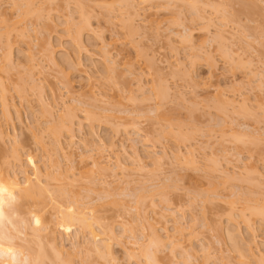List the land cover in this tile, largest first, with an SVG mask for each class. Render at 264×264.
Wrapping results in <instances>:
<instances>
[{"label": "rangeland", "instance_id": "rangeland-1", "mask_svg": "<svg viewBox=\"0 0 264 264\" xmlns=\"http://www.w3.org/2000/svg\"><path fill=\"white\" fill-rule=\"evenodd\" d=\"M178 1L0 0V264H146L155 232L156 264H264V0ZM232 204L247 259L215 227Z\"/></svg>", "mask_w": 264, "mask_h": 264}, {"label": "bare ground", "instance_id": "bare-ground-1", "mask_svg": "<svg viewBox=\"0 0 264 264\" xmlns=\"http://www.w3.org/2000/svg\"><path fill=\"white\" fill-rule=\"evenodd\" d=\"M148 1H149V0H148ZM159 1H166V0H159ZM167 1H168V0H167ZM170 1H171V0H169V3H170ZM172 1H173L174 3H175L176 1H177V2H180V1H178V0H176V1H175V0H172ZM27 2H28V1H27ZM173 2H171L170 4H172ZM167 3H168V2H167ZM130 4H131V3H128L127 6H129ZM14 5H15V4H14ZM79 6H81V4H79ZM130 6H131V5H130ZM22 7H24V6H22ZM81 9H82V7H81ZM84 10H86V8H85ZM28 13H29V12H28ZM82 13H83V12L81 11V15H82ZM86 14H87V13H86ZM27 16H29V15H27ZM82 18H84V17H82ZM84 21H85V20H84ZM87 21H88V20H87ZM68 22H69V21H68ZM80 23H81V22H80ZM85 23H87V22H84V24H85ZM79 25H80V24H79ZM85 25H87V24H85ZM77 26H78V25H77ZM85 27H88V26H85ZM81 28H82V26H81ZM78 29H80L79 26H78ZM132 29H133V28H132ZM132 29H131V30H132ZM81 30H82V29H81ZM81 30H80V31H81ZM80 31H78L77 39H78L79 37H81V36H79V35L81 34ZM186 35H187V34H186ZM191 35H192V33H190V34L187 36V38H191ZM78 36H79V37H78ZM8 37H9V36H8ZM48 37H50V36H48ZM184 37H185V36H184ZM50 38H51V37H50ZM7 39H8V38H7ZM48 39H49V38H48ZM75 39H76V38H75ZM80 39L82 40V38H80ZM80 39H79V41H78L79 43L81 42ZM185 39H186V38H185ZM188 40H190V39H188ZM188 40H187V41H188ZM75 41H76V40H75ZM187 41H185V42H187ZM10 42H11V41H10ZM10 42L7 40V41H6V44H4V45H5V49H4V50H5V58H6V60H7L8 62H12V61H11V59H12V54H11V53H12V49H13V48H12V43H11V45H10ZM51 42H52V41H51ZM51 42L48 40V44H49V46L52 47ZM190 42H191V41H190ZM78 46H79V45H78ZM80 47H81V44H80ZM81 48H83V47H81ZM83 50H85V49H83ZM225 50H226V49H225ZM85 51H87V50H85ZM48 57H49V56H48ZM61 57L64 58L65 55H62V56L60 55V57H59L60 60H62ZM59 58H58V59H59ZM67 58H68V57L66 56V60H65V61H64V59H63V61L66 62V63H68L67 61H69ZM69 58H70V57H69ZM52 60H53V61H52ZM52 60H50V61H52V63L54 64V66H55V65H56V66L60 65V64L57 62V58H56V59H52ZM60 60H59V61H60ZM63 61H62V62H63ZM70 61L72 62V60H70ZM60 62H61V61H60ZM71 62H70V63H71ZM110 62H111V61H110ZM110 62H109V63H110ZM239 62H240V61H239ZM240 63H241V62H240ZM68 64H69V63H68ZM73 64H74V63H73ZM110 64H111V63H110ZM112 64L114 65V62H113V61H112ZM69 65H70V64H69ZM75 65H76V64H75ZM111 66H112V65H111ZM9 67H10V66H9ZM79 67H80V66H79ZM10 69H11V68H10ZM13 69H15V68H13ZM110 69H112V68H110ZM5 70H6V69H5ZM16 71H17V70H16ZM115 71H116V70H115ZM109 72H110V71H109ZM63 74H64V73H63ZM260 75H261V74H260ZM260 75H259V77H260ZM25 76H26V75H25ZM109 77H110V76H109ZM25 78H26V77H25ZM26 79H27V78H26ZM22 80H23V79H22ZM162 83H164V81H163ZM162 83H161V84H162ZM23 84H24V83H23ZM166 84H167V83H166ZM166 84L164 83L163 85H166ZM2 86H3V85H2ZM20 86L23 87V85H20ZM167 86H168V85H166V87H167ZM18 87H19V86H18ZM22 87H20L21 90H22ZM157 87H158V86H157ZM161 87H162V86H161ZM4 88H5V87H4ZM4 88H3V89H4ZM27 88H28V86H27ZM153 88H154V87H153ZM5 89H6V88H5ZM23 89H24V88H23ZM139 89H140V88L138 87V90H139ZM142 89H143V88H142ZM167 89H169V88H167ZM167 89H166V90H167ZM21 90H20V91H21ZM40 90H41V89H40ZM140 90H141V89H140ZM166 90H165V88H164V89H163V88H162V89H159V87H158L157 91H155V93H156V94L158 93L157 95H158L159 97H161V98H159L156 94H154V93H153V94L156 95L159 99H164V98L166 97V95H167V91H168V90H167V91H166ZM16 91H17V90H16ZM20 91H19V92H20ZM23 91H25V90H23ZM153 91H154V90H153ZM4 93H6V92H4ZM21 93H22V92H21ZM21 93H20V95H21ZM4 96H5V95H4ZM43 98H44V97H43ZM43 98H42V99H43ZM154 98H155V97H154ZM44 101H45V100H44ZM47 103H48V102H47ZM44 104H46V103H44ZM4 105H5V103H4ZM73 106H74V105H73ZM78 106H79V105H78ZM78 106H77V107H78ZM5 107H6L7 110H8V107H7V106H4V108H5ZM71 107H72V106H68V107L66 108L65 111L67 112V114H64L65 116H64L63 118H62V116L60 117V120H63V119H64V120L62 121V124H61V122H60V124H59V125H63V122H64V121H65V123L67 124V122H68L69 119H67V118H65V117H66V116L69 117V118L71 117V118H70L71 120H69L70 123L68 122L67 125L65 124V126H63V129H65V130L67 131L66 133H68L69 135H70V134H71V135L73 134V133H69V132H72V129H73L74 125H75V122L73 121V120L75 119V117H73V119H72V114H71V113L74 112V110L76 109V108H75L76 106H75V107H72V108H71ZM242 107H243V108L240 107V109H243V110H241V113H242V112H244V113L246 112V113H247V111H248V110H247V109H248V108H247V105L245 104V106L243 105ZM4 108H3V111H4ZM6 108H5V110H6ZM73 108H75V109L73 110ZM246 108H247V109H246ZM77 109H78V108H77ZM49 110H50V109H49ZM72 111H73V112H72ZM76 111H77V110H76ZM106 111H107V110H106ZM8 112H9V110H8ZM8 112H7V114H8ZM85 112H87V111H85ZM91 112H92V111H91ZM108 112H109V111H108ZM155 112H156V111H155ZM3 113H4V112H3ZM69 113H70V114H69ZM93 113H94V112H92V114H93ZM109 113H110V112H109ZM5 114H6V113H5ZM9 114H10V113H9ZM85 114H86V113H85ZM88 114H89V115H88ZM88 114H86V116H88V117H86L87 119H90V117H91V118H94V117H92V116H94V115H92L91 113H88ZM127 114H128V113H127ZM137 115L139 116L138 113H137ZM137 115H136V116H137ZM7 116H8V115H7ZM74 116H75V115H74ZM128 116H130V115L128 114ZM110 117H112V116H110ZM116 117H117V116H116ZM132 117H134L133 114H132ZM107 118H109V117H107ZM111 119H113V117H112ZM115 119H117V118H115ZM119 119H120V118H119ZM132 119H133V118H132ZM60 120H59V121H60ZM91 120H92V119H91ZM91 120H90V121H91ZM136 120H137V119H136ZM117 121H118V119H117ZM76 122H77V121H76ZM102 122H103V121H102ZM102 122H101V123H102ZM104 122L106 123L107 120H105ZM112 122H113V121H111V123H112ZM111 123L109 122L108 124L110 125ZM108 124H107V125H108ZM52 125H53V124H52ZM57 125H58V124H57ZM59 125H58V126H59ZM103 125H104V124H103ZM115 125H116V126H115ZM115 125H114L113 127H117V126H118L117 124H115ZM58 126H57V127H58ZM92 127H93V126H92ZM170 127H171V126H170ZM50 128H51V127H50ZM55 128H56V127H55ZM58 128H61V126L58 127ZM174 128H175V127H174ZM244 129H245V128H244ZM51 130H52V129H51ZM114 130H115V129H114ZM245 130H246V129H245ZM56 131L58 132V130H56ZM248 131H249V130H248ZM60 132H61V131H60ZM243 132H244V131H243ZM0 133H1V132H0ZM62 133H63V132H62ZM64 133H65V132H64ZM236 133H237V132H236ZM236 133H235V134H236ZM240 134H241V133H240ZM240 134H239V135H240ZM251 134H252V132H251ZM2 135H3V134L1 133L0 136H2ZM233 135H234V133H233ZM233 135H232V136H233ZM243 135H245V133L242 134L241 136H237V135H236V137H235V136L232 137V140H234V142H236V140H237V141H239V143L241 142V144H245V143H243V142L245 141ZM246 135H248V134H246ZM249 136L252 137V135H249ZM249 136H248V137L246 136V137L249 138ZM253 136H254V135H253ZM183 138H184V137H183ZM259 138H261V136H260ZM184 139H185V138H184ZM242 139H243V140H242ZM249 139H252V138H249ZM253 139H254L253 142H256V143L260 141V139H257L256 137L253 138ZM253 139H252V140H253ZM101 141H102V140H101ZM101 141H99V142L101 143ZM261 141H264V139L261 140ZM249 142L253 143L252 141H249ZM103 144H104V143H102L101 145H103ZM99 145H100V144H99ZM247 147H248V146H247ZM135 152H136V151H135ZM135 154H136V153H134V159H133V160H134L135 162H138V165H139V164L141 165V158H140V156H139V155H136V156H135ZM138 156H139V157H138ZM94 163H95V162H94ZM97 163H98V162H96L95 164H96L97 166H99ZM214 163H215V162H214ZM215 165H216V164H215ZM97 166H95V167H97ZM141 166H142V165H141ZM98 169H100V171H108V170L105 169L104 167H102V168H101V167H100V168L98 167ZM120 169H121V168H120ZM142 169H143V168H142ZM249 170H250V169H249ZM252 170H253V169H251V170L249 171L248 177H249V175H250V177H249L250 179L253 177L252 179L258 180V179H259L258 176H260V175L258 174L257 171H255V170L252 171ZM62 173H63V172H62ZM103 173H104V172H103ZM105 173H106V172H105ZM58 175H62L61 172H60ZM58 175H57V176H58ZM65 175H66V174H64V176H65ZM58 177H60V176H58ZM248 177H247V178H248ZM48 178H49V177H48ZM52 178H53V177H52ZM54 178H55V177H54ZM60 178H63V177H60ZM60 178H59V179H60ZM64 178H65V177H64ZM66 178H67V177H66ZM257 178H258V179H257ZM56 179H57V178H56ZM68 179H69V178H68ZM14 180H15V178H14ZM14 180L12 179V182H11L12 184H11V186H14V187H13L14 189H15V188L18 189V188H19V185H21V184H20V182L18 183L17 181H14ZM49 180H50V179H48V181H49ZM60 180H61V179H60ZM66 180H67V179H66ZM38 182H39V181H38ZM49 182L51 183V181H49ZM27 183H28V182H27ZM50 183H47V184H50ZM28 185H30V183H28ZM28 185H26V187H28V188H25V189H24V193H25V194L27 193L26 195L30 194V193H29V192H31L30 189L33 190V193L35 192V190L37 191L38 188L40 189L39 192L41 191V188L43 189V187H41V185H39V183L36 185V188H37V189H33V188L35 187L34 184H31V186H28ZM21 186H22V185H21ZM21 186H20V187H21ZM33 186H34V187H33ZM31 187H32V188H31ZM157 187H158V186H157ZM160 187H162V185H161ZM154 188H155V187H154ZM162 188H163V187H162ZM45 189H46V188H44V190H42V191H44V193H45V191H47V190H45ZM144 189H145V188H144ZM28 190H29V191H28ZM148 190H149V188H148ZM165 190H167V189H164V191H165ZM25 191H26V192H25ZM27 191H28V192H27ZM42 191H41V192H42ZM164 191H163V192H164ZM153 192H154V191H153ZM155 192H157V191H155ZM163 192L161 191L160 193H163ZM36 193H38V192H36ZM36 193H34V194H36ZM62 193L64 194V192H62ZM67 193H68V192H67ZM146 193H147V191H146ZM150 193H151V192H150ZM150 193H149V194H150ZM157 193H159V192H157ZM160 193H159V195H160ZM166 193H168V191H167ZM34 194H32V192H31V195H34ZM41 194H43V193H41ZM149 194H148V195H149ZM117 195H118V194H117ZM141 195H142V193L139 194V198H142V197H143V196H141ZM150 195H151V194H150ZM153 195L155 196V194H153ZM161 195H162V194H161ZM164 195H165V192H164ZM28 196H29V195H28ZM67 196H69V195H68V194H67V195L65 194V199H66ZM78 196H79L78 198H80V195H78ZM110 196H112V195H110ZM144 196L147 198L146 195H144ZM165 196H166V195H165ZM29 197H31V196H29ZM81 197H82V196H81ZM86 197H88V196H86ZM108 197H109V196H108ZM108 197H107V198H108ZM119 197H120V196H119ZM130 197H131V196H130ZM135 197L137 198L136 195H135ZM145 197H143V199H144ZM149 197H150V196H149ZM159 197H160V196H159ZM70 198H71V197H68V199H70ZM74 198H75V197H74ZM82 198H83V197H82ZM107 198L104 197V199H107ZM114 198H115V197H114ZM133 198H134V197H133ZM72 199H73V198H72ZM72 199H71V200H72ZM85 199H86V198H84V200H85ZM87 199H88V198H87ZM111 199H113V198H111ZM134 199H135V198H134ZM137 199H138V198H137ZM162 199H164V200L166 199V201H167V197H166V198L162 197ZM71 200H70L69 202H71ZM102 200H103V198H102ZM102 200L99 199L98 201H102ZM107 200H108V199H107ZM138 200H142V199H138ZM138 200L136 201V199H135V201H136L135 203H137ZM144 200H145V199H144ZM144 200H142V201H144ZM164 200H163V201H164ZM85 201H86V200H85ZM103 201H104V200H103ZM142 201H141V202H142ZM247 201H249V200H247ZM66 202H67V201H66ZM69 202H68V203H69ZM72 202H74V200H73ZM75 202H76V201H75ZM78 202H79V201H78ZM78 202H77V203H78ZM81 202H82V201H81ZM104 202H105V201H104ZM141 202H140V203H141ZM245 202H246V201H245ZM250 202H251V200H250ZM250 202H248V203H250ZM252 202H253V201H252ZM256 202H257V201H256ZM256 202H255V203H256ZM261 202H262V201H261ZM77 203H75V204H77ZM143 203H144V202H143ZM152 203H154V201H153ZM166 203H167V202H166ZM255 203H254V204H255ZM78 204H81V203H78ZM88 204H89V203H88ZM99 204H100V203H99ZM154 204H155V203H154ZM154 204H152V205H154ZM167 204H168V203H167ZM257 204H258V203H257ZM69 205H71L72 208L75 207V211H76V213L73 212V214L75 213V214L78 215V216H77L78 218L76 217V219H78L79 221H81V224L85 223V222H84V219H85L86 223H88V224H89V222H91V220H88V221H87V215L84 216V217H85L84 219H83V218H81L82 220L79 219L80 217H83L84 212L87 213V212L84 210V208H83V210L81 209L82 207H81V208H78V209H77L78 212H77V210H76V205H74V203H73V204H69ZM72 205H73L74 207H73ZM90 205H91V204H90ZM136 205H137V204H136ZM245 205H246V204H245ZM247 205H248V204H247ZM78 206H80V205H78ZM78 206H77V207H78ZM84 206H85V205H84ZM100 206H101V205H100ZM253 206H254V205H253ZM65 207H66V206H65ZM65 207H64V208H65ZM86 207H89V206L87 205ZM90 207H91V206H90ZM90 207H89V208H90ZM151 207H154V206H151ZM155 207H156V205H155ZM170 207H171V205H170ZM249 207H250V206H249ZM251 207H252V206H251ZM251 207H250V209H251ZM92 208H93V207H92ZM167 208H168V206H167ZM178 208H179V207H178ZM245 208H246V211H247V212L250 211V209L248 208V206L242 208L241 210H235V209H237V208L234 207V205L232 204V206H231V208H230V211H229V213H228V216H226V218H228V219H225L224 221H221V222H220V220H219V222H218V223H219V224H218L219 227H218V226H215V227L217 228V230H218L221 226H223V227H221V228H222V230H221V231H222V234H221V235H222L224 241H226V243H227L228 245H230L231 248H233V251H236L237 254H239L238 257H239L240 259H245L246 257L248 258L249 255H250V253H248V252L252 251V249H251V248H248V247H250V246H248V245H249V241L245 240V238H244L243 240H240L241 238L239 239V236L235 233V232L237 231V229H236L237 226H236L235 229H232V226L235 225V224H233V223L236 221L235 219H237V221H238V218H237L238 214H240L239 216H241L242 219L245 218L244 214L246 215L247 212L244 213V214L242 213V212H245ZM253 208H254V207H253ZM256 208H257V207H255L254 209H256ZM259 208H260V207H259ZM66 209H67V208H66ZM79 209H81V211H80V215H81V213L83 214V215H81V216L79 215ZM86 209H87V208H86ZM90 209H91V208H90ZM254 209H253L252 211H250L249 213H251V214H252V213L257 214V217H258V216L261 217V218L263 219L262 221L264 222V208L258 209V211H256V210H257V209H256L255 211H256L257 213H255ZM67 210H70V211H71V209H69V208H68ZM93 210H94V208H93ZM95 210H96V209H95ZM172 210H173V209H172ZM63 211H64V210H63ZM82 211H83V212H82ZM163 211H165L164 208L162 209V212H160V213L163 214ZM166 211H167V210H166ZM238 211H239V212H238ZM241 211H242V212H241ZM253 211H254V212H253ZM61 212H62V210H61ZM68 212H69V211H68ZM68 212H65V211H64V213H68ZM90 212H93V211H90ZM167 212H168V214L165 215L166 212H164V213H165L164 215H165V216H169V214H170V216H169L168 218H170L171 216L175 215V214H173L174 212H172V215H171V211L169 212V210H168ZM236 212H238V214H237ZM64 213H63V215H66V214H64ZM73 214H72V215H73ZM75 214H74V215H75ZM241 214H243V216H242ZM251 214H249V215H251ZM254 214H252L251 216H254ZM74 215H73V216H74ZM164 215H163V216H164ZM226 215H227V214H226ZM163 216H162V217H163ZM165 216H164V218H165ZM246 216H247V215H246ZM251 216H250V217H251ZM255 216H256V215H255ZM67 217H68V218H67ZM69 217H71L70 214H68V216H66V220L68 219V220H70V221H68V222H72L71 220L73 219V217H71L72 219L69 218ZM241 217H240V219H241ZM243 217H244V218H243ZM62 218H63V217H62ZM74 218H75V217H74ZM171 218H174V217H171ZM246 218H247V217H246ZM246 218L244 219L245 221L242 220V219H241V220L244 221V223H246V221H247ZM248 218H249V217H248ZM64 219H65V218H64ZM220 219H221V218H220ZM222 220H223V219H222ZM233 221H234V222H233ZM65 222H66V221H65ZM68 222H67V223H68ZM82 222H83V223H82ZM176 222H177V220H176ZM240 222H241V221H240ZM86 223H85V228H86V227H91V226H90L91 223H90V225H88V224H86ZM178 223H179V222H178ZM220 223H222L221 226H220ZM238 223H239V222H238ZM242 223H243V222H242ZM69 224H70V223H69ZM246 224L249 226V225H250V222H249V223L247 222ZM246 224H245V225H246ZM175 225H177V224H175ZM236 225H237V223H236ZM179 226H180V225H179ZM83 227H84V224H83ZM111 227H112V226H111ZM111 227H110V228H111ZM182 227H183V226H182ZM221 228H220V229H221ZM249 228H251V227H249ZM105 230H106V229H105ZM107 230H109V229H107ZM177 230H178V229H177ZM112 231L114 232L113 227H112V230L110 229V231L108 232L109 234H107V236H109L110 233H111V235L114 236V233H115V232L113 233ZM154 232H155V231H154ZM154 232H153V233H154ZM104 233L106 234L107 231H105ZM155 233H156V235H155ZM155 233H154V236H152L153 239L151 238L153 241L151 240V243H150V244H151L150 247L153 246V245H155V247H152V248H154V249H153L154 251H155L156 247H157L159 244L162 245V244L164 243V242H162L163 240L161 241V238H163V237H159V235H157L158 233H157V232H155ZM179 233H180V232H179ZM105 234H104V235H105ZM115 234H116V233H115ZM111 235H110V236H111ZM152 235H153V234H152ZM110 236H109V237H110ZM168 236H169V235H168ZM170 236H171V235H170ZM170 236H169V237H170ZM111 237H112V236H111ZM114 237H116V236H114ZM114 237H113L112 239H114ZM166 239H167V238H166ZM170 239H171V237H170ZM170 239H169V242L172 243L171 241H172L173 238L171 239V241H170ZM108 240L111 241V239H108ZM173 240H174V239H173ZM54 241H55V239L53 240V245H52V247H54V248H52L51 251L54 250V252H57V254H58V253L61 252V250H60V249L58 250V246H57V248H55L56 244H54V243H55ZM132 241H133V239H132ZM132 241L130 240V242H131V243L129 242L130 245H131L132 243L134 244V241H135V240H134L133 242H132ZM174 241H176V240H174ZM174 241H173V243H174ZM178 241H179V240H178ZM247 242H248V243H247ZM126 243H127V242H126ZM178 243H180V241H179ZM133 244H132V245H133ZM135 244L137 245L138 243H135ZM135 244H134L133 246L131 245L132 248H133L134 246H136ZM148 244H149V243H148ZM126 245H127V244H126ZM130 245H129V246H130ZM146 245H147V244H146ZM156 245H157V246H156ZM179 245H181V244H179ZM179 245H178V246H179ZM104 246H105V245H104ZM104 246H103V247H104ZM110 246H111V245H110ZM131 246H130V247H131ZM176 246H177V244H176ZM94 247H95V246H94ZM103 247H102V248H103ZM106 247H107V250H106L105 247H104L103 249H101V250L105 251L104 253H101V254H103L104 256H108V259H109V258H112L111 260L113 261V260L115 259V258H114L115 256H113L114 253L112 252L113 249L111 250L109 246H106ZM148 247H149V246H145L144 248H146V249H144V248H143V245H142V247H141V245H140V248H139V249H143V250H144V252H142V253H143V256L145 257V261H146L148 264H156V263H158V262H154V258H155V257L153 256V255L156 254V251H157V250L155 251L154 254H151L153 250H152V248L150 249V247H149V249H147ZM158 247H159V246H158ZM245 247H247V248L245 249ZM96 248L99 249L100 247H97V246H96V247H95V251L97 250ZM111 248H112V247H111ZM137 248H138V247H137ZM104 249H105V250H104ZM109 249H110V250H109ZM247 249H249V250L247 251ZM149 250H150V251L152 250L151 253H150ZM51 251H50V252H51ZM97 251H98V250H97ZM97 251H96V252H97ZM154 251H153V252H154ZM39 252H41L42 254H38V255H39L38 258H37V259H38V262H39V261L43 262V259H44V261L47 260L45 257L48 258V254L44 253V252H45L44 250H43V252H42V251H39ZM98 252H99V251H98ZM98 252H97V254H100V253H98ZM100 252H101V251H100ZM252 252H253V251H252ZM51 253L53 254V252H51ZM112 253H113V254H112ZM44 254H45V255H44ZM52 254H51V255H52ZM101 254H100V256H101ZM185 254H186V253H185ZM188 254H189V253H188ZM188 254H187V255H188ZM252 254H253V253H252ZM46 255H47V256H46ZM49 255H50V254H49ZM55 255H56V253H55L54 255H52V257H54ZM187 255H186L187 258H188V257H192L191 255H190V256H189V255L187 256ZM56 256H57V258H58L59 256H61V254H60V255H56ZM41 257H43V258L41 259ZM52 257H51V258H52ZM101 257L103 258V256H101ZM153 257H154V258H153ZM39 258H40L41 260H39ZM54 258H55V257H54ZM113 258H114V259H113ZM247 258H246V259H247ZM3 259H5V258H3ZM155 259H156V258H155ZM250 259H251V258H250ZM3 261H4V262H7L6 259H5V260H2V262H3ZM15 261H17V260H15ZM156 261H157V260H156ZM244 261H245V260H244ZM8 262H10V263H8ZM8 262H7L8 264H11L12 261L9 260ZM146 262H145V263H146ZM239 262H241V261H239ZM12 263H14V262H12ZM147 263H146V264H147ZM241 263H242V262H241Z\"/></svg>", "mask_w": 264, "mask_h": 264}]
</instances>
